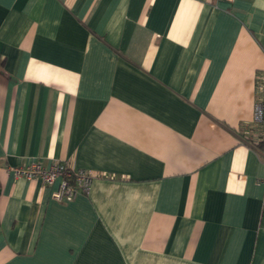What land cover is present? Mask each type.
<instances>
[{
	"label": "crops",
	"instance_id": "1",
	"mask_svg": "<svg viewBox=\"0 0 264 264\" xmlns=\"http://www.w3.org/2000/svg\"><path fill=\"white\" fill-rule=\"evenodd\" d=\"M260 79L264 0H0V264H264Z\"/></svg>",
	"mask_w": 264,
	"mask_h": 264
},
{
	"label": "built area",
	"instance_id": "2",
	"mask_svg": "<svg viewBox=\"0 0 264 264\" xmlns=\"http://www.w3.org/2000/svg\"><path fill=\"white\" fill-rule=\"evenodd\" d=\"M257 89L259 94L254 103L253 122L264 125V79H260ZM9 169L15 177H24L28 180L39 179L46 185L53 184L59 177L58 185L51 193L52 199L58 202L70 201L78 193L87 192L93 178L89 171L76 170L63 162H54L49 167H45L40 161H34L26 165L9 167Z\"/></svg>",
	"mask_w": 264,
	"mask_h": 264
}]
</instances>
